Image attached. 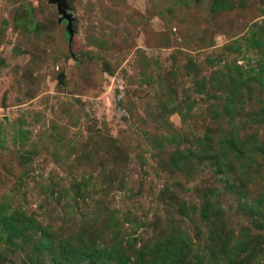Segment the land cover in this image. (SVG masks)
I'll return each instance as SVG.
<instances>
[{"label": "rangeland", "instance_id": "1", "mask_svg": "<svg viewBox=\"0 0 264 264\" xmlns=\"http://www.w3.org/2000/svg\"><path fill=\"white\" fill-rule=\"evenodd\" d=\"M0 0V264H264V0Z\"/></svg>", "mask_w": 264, "mask_h": 264}, {"label": "water", "instance_id": "2", "mask_svg": "<svg viewBox=\"0 0 264 264\" xmlns=\"http://www.w3.org/2000/svg\"><path fill=\"white\" fill-rule=\"evenodd\" d=\"M50 1L56 3V8L59 11V13L62 14L67 20H69L68 15H66L63 10V4H64L63 0H50Z\"/></svg>", "mask_w": 264, "mask_h": 264}]
</instances>
